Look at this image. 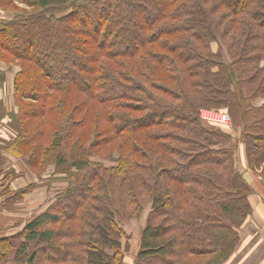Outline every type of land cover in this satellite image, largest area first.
I'll return each instance as SVG.
<instances>
[{"label": "trees", "instance_id": "16d2710c", "mask_svg": "<svg viewBox=\"0 0 264 264\" xmlns=\"http://www.w3.org/2000/svg\"><path fill=\"white\" fill-rule=\"evenodd\" d=\"M14 1L0 0L21 129L7 149L69 186L0 237V264H124L121 223L148 206L134 264L226 263L253 212L235 139L264 177V0ZM230 108L239 138L201 118Z\"/></svg>", "mask_w": 264, "mask_h": 264}, {"label": "rangeland", "instance_id": "374dc122", "mask_svg": "<svg viewBox=\"0 0 264 264\" xmlns=\"http://www.w3.org/2000/svg\"><path fill=\"white\" fill-rule=\"evenodd\" d=\"M14 2L20 9H28L27 5L21 1L16 0ZM10 19H12V14L0 9V23H5ZM17 71L18 68L14 63L9 64L0 60V196L3 193L4 196L8 197V200H10L13 199V197H19L18 193L20 191H24L29 186L33 187L29 195L31 194V197L35 198L36 208L42 203L43 199H48L43 209L41 204L33 211L36 216L45 212L46 209L51 206L57 194L68 188L69 182L65 175H57L54 167L48 166L46 170L33 169L30 167L31 162L28 157H19L12 154L7 149V146L15 141L21 133L17 121L18 108L13 96V79ZM222 112L227 113L232 121H234V123L236 122L235 120L238 118L239 114L236 108H230ZM31 132L35 134L38 133L35 127L32 128ZM239 137L240 134L235 138ZM33 140H35L34 143L39 142L38 138H31L30 141ZM235 142V144L238 143L236 139ZM234 152L237 154V148ZM51 191H53V193H51ZM45 195L46 198L43 197ZM39 199H41V202H39ZM15 205L16 204L12 205L11 210H15ZM14 212H12V215L7 216L11 218V221H9V218L5 221L7 227H10L9 230L6 231V236L20 233L21 229L24 228L23 226L28 223L26 221L29 215L25 210L20 212V217ZM148 212L149 206L141 218L127 217L124 219V222L121 223L129 239L124 240V244H129V252L126 254L124 264H134L135 262V256L139 250V238L146 222ZM3 223L4 222L0 220V224Z\"/></svg>", "mask_w": 264, "mask_h": 264}, {"label": "crops", "instance_id": "0c3cea01", "mask_svg": "<svg viewBox=\"0 0 264 264\" xmlns=\"http://www.w3.org/2000/svg\"><path fill=\"white\" fill-rule=\"evenodd\" d=\"M255 105L258 107L264 106V99L257 100ZM235 121V123L232 121V124L229 127L236 137L241 134L242 131L240 113ZM236 148L237 167L239 172L242 174L243 181L249 185L252 190L249 196V201L253 212L246 225L240 230V245L234 255L224 264H264V177L261 175L262 169L256 172L249 168L245 154V146L237 143V145H234L233 149L235 150ZM51 193H53V191H51ZM0 197V220L4 222L3 224H0V237L6 236V231L10 228L7 227L5 221L9 218L7 216L12 215V212L16 210V213H14L20 217V212L25 210L29 215L26 222H29L35 217V212L33 211L41 204L43 209L44 205L48 202V199H43L42 203L36 208L35 198L31 197V194H27L25 198L17 202L13 199L8 200V197H5L3 193ZM43 197L46 198V195ZM40 200L41 199H39V202H41ZM11 204H16L14 211L11 210ZM9 221H11V218H9Z\"/></svg>", "mask_w": 264, "mask_h": 264}, {"label": "built area", "instance_id": "2783aa9c", "mask_svg": "<svg viewBox=\"0 0 264 264\" xmlns=\"http://www.w3.org/2000/svg\"><path fill=\"white\" fill-rule=\"evenodd\" d=\"M201 118L205 121L214 122L228 127L232 124L230 116L222 111L202 110Z\"/></svg>", "mask_w": 264, "mask_h": 264}]
</instances>
